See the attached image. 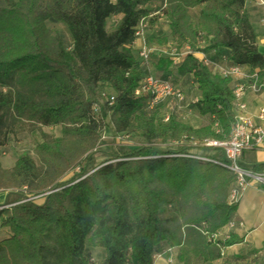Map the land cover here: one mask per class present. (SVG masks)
<instances>
[{
    "label": "trees",
    "instance_id": "1",
    "mask_svg": "<svg viewBox=\"0 0 264 264\" xmlns=\"http://www.w3.org/2000/svg\"><path fill=\"white\" fill-rule=\"evenodd\" d=\"M165 1L167 12L172 0ZM208 1L180 0L176 10ZM145 2L0 0V31L10 34L6 49L0 52V85L23 72L25 82L42 80V92L52 98L42 102L17 94L13 101L0 93V111L11 105L18 115L28 114L44 124L67 119L76 124L74 133L83 137L80 160H66L65 168L74 164L80 168L68 182L40 187L33 160L26 155L17 158L12 180L4 183L19 188L17 198L0 204V229L8 231L0 237V264H153L158 254L169 256L175 246L188 248L191 244L197 246L204 263L220 255L219 248L208 243L192 224L206 221L215 230L230 219L235 205H228L226 197L233 174L186 150L193 142L191 127L173 121L148 127L135 114L146 101L133 94L143 74L131 44L140 18L149 14ZM220 8L230 15L210 14L200 8L202 16L215 19L223 31L212 47L228 48L231 60L263 74L264 56L254 44L243 0H227ZM118 13L122 14L118 26L107 32L106 19ZM50 18L68 27L73 43L70 50L61 44L56 50L48 47L45 21ZM188 61L200 91L199 112L216 115L223 129L208 136L225 138L234 122L230 79L212 73L192 54L180 66ZM107 128L116 133L140 131L146 144L120 147L112 155L113 161L88 170L94 162L92 150ZM193 131L203 133L207 127ZM169 139L179 140L176 151L162 147ZM205 157L224 160L222 152ZM204 191H220V195L200 199ZM38 194L42 201L33 198ZM173 196L193 209L177 227L167 223L170 218L162 217ZM233 242L231 236L224 244ZM95 248L101 249L98 259Z\"/></svg>",
    "mask_w": 264,
    "mask_h": 264
},
{
    "label": "rangeland",
    "instance_id": "2",
    "mask_svg": "<svg viewBox=\"0 0 264 264\" xmlns=\"http://www.w3.org/2000/svg\"><path fill=\"white\" fill-rule=\"evenodd\" d=\"M43 1L50 3L51 0ZM164 2L165 0H146L145 2V6L150 13H155L158 10V14L164 12V17L159 20L154 15L155 18L151 19L149 23H147V19L149 18H146V26L143 27V31L146 32L148 29L150 37L148 36L147 42L142 47L154 46L165 49L167 52L155 50L152 53L150 61L145 66H141L140 64L139 69L142 74L153 73L158 76L168 75L171 77L173 84L183 91L186 102L178 105L177 103L163 101L153 108L149 107L145 102L135 114L145 120L149 124L148 127L156 128L170 121L185 124L192 128L190 134L196 140H200L209 137L208 135L211 131L215 132L214 123L216 121L219 122V120L216 115L209 113L202 114L199 112V99L197 97H200V92L197 88L196 80L189 69L191 67V61H188L186 65L180 66L182 65V60L175 65L169 56H171L174 48H177L179 51L187 41L192 43L193 49L211 54L210 57L212 58L215 57V54H212L213 50L226 54L225 50H222L223 48L212 47L215 41L223 35L221 26L213 18H204L200 12V8H203L207 13H217L227 17L230 15L229 11L220 8L227 3V0H210L203 5L196 6L184 5L181 12H177L176 10L180 0H172L169 2L167 12L165 11L166 8H160ZM251 3L253 2L243 0L244 11L246 4L249 5ZM121 17V13L109 16L106 19V31H113L118 26ZM174 20H177V25ZM45 24L48 30L46 42L50 49L56 50L59 44L68 50L72 48L71 35L63 21L50 18L45 21ZM237 29L236 27L235 30L237 31ZM9 39V33L0 31V52L6 49ZM149 42H154L156 45H151ZM196 60L199 62L198 58ZM24 79L25 75L21 72L8 82V84H1L0 93L9 99H13V101L16 99L17 94L30 96L42 102L52 101L51 97L42 92L45 88L42 80L34 79L30 82H25ZM191 100H195V102L192 103L190 102ZM0 119L2 120V125L0 126V193H6L7 197L4 203L6 201L13 203L17 198L15 192L19 188L15 186L6 187L4 183L12 180L11 172L17 158L22 155L29 156L33 160L37 173L36 185L40 187L41 185L47 187L55 181L68 182L80 172V168L75 166V164L72 168H65L66 160L78 161L81 158L80 152L82 151V146L80 145V140L83 137L74 133L73 128L76 124L70 123L67 119L58 123L44 124L39 119L29 117L28 114L18 115L12 110L11 105L0 111ZM204 126L207 127V131L203 133L193 131ZM178 141L169 139L167 144H164L162 147L176 151L179 147ZM142 144H146V141L140 131L116 133L111 128H107L101 132L97 145L92 150L94 162L88 165L87 169L90 170L95 165L113 161L111 159L112 155H115L114 152L118 151L120 147L134 148ZM53 149H56L57 152H51ZM186 150L189 153H196L202 156L221 154L219 150L215 152L212 149H203L202 146L196 144H192ZM85 155L86 153L83 154V156ZM62 168L66 169L64 173L60 172ZM2 179H5V181L3 182ZM210 192L206 191L200 199H206L209 196L212 197V195H220V191L212 192L211 194ZM33 198L37 201H42L41 194L34 195ZM179 201L178 196H173L171 203L166 206L165 212L162 213L163 218H170L167 223L174 227L181 225L184 222L186 214L188 215V213L193 211L191 206L185 203L183 205L181 201L179 206ZM4 203L1 204L3 205ZM6 232H8L7 229H0V237L4 236ZM174 248L173 254L171 256L163 254L164 259L159 261L158 264H218L214 260L220 258L223 253L219 249V256L212 261L204 263L199 257L200 253H197V246L195 247L191 244L188 248H185L184 245L182 247L175 246ZM93 251L95 252V257L97 254L95 259H98V254L101 253V249L95 248ZM169 258L172 259L171 262L168 261Z\"/></svg>",
    "mask_w": 264,
    "mask_h": 264
},
{
    "label": "built area",
    "instance_id": "3",
    "mask_svg": "<svg viewBox=\"0 0 264 264\" xmlns=\"http://www.w3.org/2000/svg\"><path fill=\"white\" fill-rule=\"evenodd\" d=\"M248 1L264 5V0ZM165 7L166 1L161 8ZM152 15L154 13H150L148 17L144 16L140 18L135 28V36L142 34L143 27L146 26V18H150ZM191 44V42L187 41L179 51L177 48L173 49L171 56H169L173 60V64L176 65L181 62L187 54H192L210 71L220 75L222 78H228L233 82L232 110L234 122L230 127L229 134L222 139L205 137L196 140L194 137H191L193 139L192 144L220 149L224 160L219 161L200 155L191 156H195L204 161H213L231 171L233 181L228 188L226 203L228 205H236L244 190L249 186L264 187V171H256L241 164V157L244 151L258 147L264 141V106H261L256 112H252L249 111L245 100L248 90L254 93L264 92V81L260 82V70L258 68L250 71L245 64L236 63L227 54L217 50L212 51V54H215V57L212 58L210 57L211 54L193 49ZM155 50L167 52L165 49L159 47H142L138 52V61L141 66H145L150 61L152 53ZM244 77L249 78L248 82L240 81ZM133 94L136 97H145L146 103L151 108L163 101L177 103L178 105L186 102L183 91L173 84L171 77L168 75L143 74L135 86ZM109 99L112 100L113 96H109ZM190 102L194 103L195 100H191ZM214 126L216 133L223 132L218 121L214 123ZM236 224L237 222L230 218L223 226L215 230L210 229L206 221H200L199 223L192 224V226L205 236L208 243L223 251L226 246L224 242L231 237V231ZM158 256H162V254H158L155 258ZM168 261L171 262L172 259L169 258Z\"/></svg>",
    "mask_w": 264,
    "mask_h": 264
},
{
    "label": "crops",
    "instance_id": "4",
    "mask_svg": "<svg viewBox=\"0 0 264 264\" xmlns=\"http://www.w3.org/2000/svg\"><path fill=\"white\" fill-rule=\"evenodd\" d=\"M245 11L248 22L255 34L254 44L264 56V5L257 3L246 4ZM158 13H154V15L161 20L164 17V12ZM154 15L148 19L147 23L155 18ZM148 36L150 37L147 29L140 36H136L131 44L132 53L134 56L136 55L137 60L139 57L138 52L144 43L147 42ZM149 43L156 45L154 42ZM218 48H223L222 50H225L229 56L228 48ZM245 66L250 71L255 69L247 64ZM259 74L260 82L264 81V73L262 74L260 71ZM248 80L249 78L246 77L240 79L241 82H248ZM230 83L232 87L233 82L230 81ZM199 98L197 97V99ZM245 100L249 111L256 112L261 106H264V92L254 93L248 90ZM241 164L256 171H264V141L258 147L244 151L241 157ZM6 197V193H0V204L4 203ZM230 218L237 222L231 231L234 242L226 245L222 251V256L214 260V262L218 264H264V187L249 186L246 188L235 205ZM6 235L7 232L4 236ZM174 250L175 248L170 250L169 256L173 254ZM162 259H164L163 255L156 257L153 264H158Z\"/></svg>",
    "mask_w": 264,
    "mask_h": 264
}]
</instances>
